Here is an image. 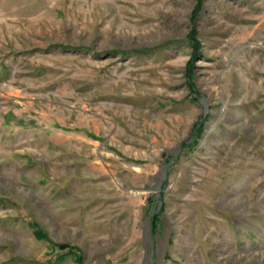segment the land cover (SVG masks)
<instances>
[{
    "label": "rangeland",
    "instance_id": "374dc122",
    "mask_svg": "<svg viewBox=\"0 0 264 264\" xmlns=\"http://www.w3.org/2000/svg\"><path fill=\"white\" fill-rule=\"evenodd\" d=\"M0 264H264V0H0Z\"/></svg>",
    "mask_w": 264,
    "mask_h": 264
},
{
    "label": "trees",
    "instance_id": "16d2710c",
    "mask_svg": "<svg viewBox=\"0 0 264 264\" xmlns=\"http://www.w3.org/2000/svg\"><path fill=\"white\" fill-rule=\"evenodd\" d=\"M198 133H200V132L198 131ZM160 213H161V211L155 212L150 217V219H151V227H152L151 229L153 231L155 229H157V223L159 221V215H160ZM35 235H36L37 238L46 239L45 234L42 231H40V230L36 231ZM54 246L57 247V248H59V249H62V250L63 249H68V251L66 252V254H72L74 256V259L78 263H80L81 257L76 254V251L75 250H73L74 249L73 246H70L68 244H54ZM64 257H65V255L60 256L59 257V260L61 261Z\"/></svg>",
    "mask_w": 264,
    "mask_h": 264
}]
</instances>
